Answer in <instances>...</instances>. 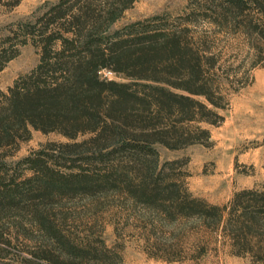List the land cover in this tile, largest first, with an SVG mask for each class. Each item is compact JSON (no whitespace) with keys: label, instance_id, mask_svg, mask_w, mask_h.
Listing matches in <instances>:
<instances>
[{"label":"trees","instance_id":"trees-1","mask_svg":"<svg viewBox=\"0 0 264 264\" xmlns=\"http://www.w3.org/2000/svg\"><path fill=\"white\" fill-rule=\"evenodd\" d=\"M21 1L0 4L13 8ZM135 1H49L0 38V70L22 45L31 43L40 54L32 70L7 91L0 88V211L30 216L50 235L53 250L66 253L67 264H79L82 252L98 247L60 235L51 215L74 199L119 195L150 210L153 221L202 234L190 254L173 241L152 256L198 261L208 252L210 232L230 254L264 264V181L236 191L226 204L211 203L186 185L180 160H162L159 150L212 142L208 125L224 121L220 110L229 106L230 91L251 83L248 72L264 65V0H189L175 19L157 14L113 29ZM220 30L256 50L249 67L220 73ZM33 130L64 140L19 162L32 175L6 179L8 150Z\"/></svg>","mask_w":264,"mask_h":264},{"label":"rangeland","instance_id":"rangeland-1","mask_svg":"<svg viewBox=\"0 0 264 264\" xmlns=\"http://www.w3.org/2000/svg\"><path fill=\"white\" fill-rule=\"evenodd\" d=\"M49 1L57 0H22L13 8L0 4V38L17 22L34 19ZM189 3V0H136L113 29L157 14L175 19L189 9ZM202 25L211 27L207 22ZM216 38L223 69L220 73L225 75L229 66L249 67L256 50L250 49L242 37L220 30ZM39 59V50L34 45L20 46L19 54L0 70V88L7 91L15 79L32 70ZM101 75L121 80L108 70H102ZM248 75L252 76V82L238 92L232 89L229 106L220 110L224 121L208 125L212 134L210 144L195 143L179 149L159 146L162 160H180L177 167L184 174L186 185L195 195L211 203L226 204L236 191L264 181V65L251 69ZM59 140L64 138L56 133L33 130L29 139L20 141L16 149L8 150L5 178L22 179L32 175L33 172L19 162L47 142ZM50 218L60 235L80 247L87 240L98 247L91 253L82 252L75 260L79 264H182L157 258L152 253H166L163 248L178 241L179 247L183 245L190 254L194 245L202 240L201 233L181 234L170 225L153 221L150 210L113 194L74 199L56 207ZM173 232L178 234L177 238H173ZM205 237L208 252L198 261L186 259V264H252L249 257L230 254L218 234L208 232ZM97 239H103L105 247L96 242ZM42 255H49L53 262ZM67 261L66 253L53 250L50 235L39 230L30 216L15 212L6 216L0 211V264H67Z\"/></svg>","mask_w":264,"mask_h":264},{"label":"built area","instance_id":"built-area-1","mask_svg":"<svg viewBox=\"0 0 264 264\" xmlns=\"http://www.w3.org/2000/svg\"><path fill=\"white\" fill-rule=\"evenodd\" d=\"M111 72V71H110Z\"/></svg>","mask_w":264,"mask_h":264}]
</instances>
